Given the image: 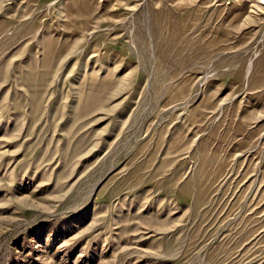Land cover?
Segmentation results:
<instances>
[{
    "label": "rangeland",
    "instance_id": "374dc122",
    "mask_svg": "<svg viewBox=\"0 0 264 264\" xmlns=\"http://www.w3.org/2000/svg\"><path fill=\"white\" fill-rule=\"evenodd\" d=\"M0 264H264V0H0Z\"/></svg>",
    "mask_w": 264,
    "mask_h": 264
}]
</instances>
